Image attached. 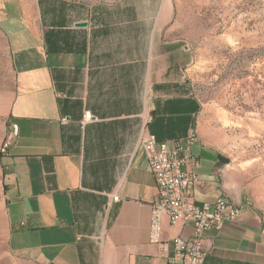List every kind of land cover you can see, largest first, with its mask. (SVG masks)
<instances>
[{"label":"crops","instance_id":"0c3cea01","mask_svg":"<svg viewBox=\"0 0 264 264\" xmlns=\"http://www.w3.org/2000/svg\"><path fill=\"white\" fill-rule=\"evenodd\" d=\"M49 2L0 0L9 250L41 264H175L173 240L190 239L193 225L166 217L160 242L151 240L158 189L143 143L196 132L199 100L174 92L187 63L174 64L173 44L158 38L156 14L138 0L85 10ZM86 113L94 120L84 123ZM192 154L196 202L225 194L242 207L207 235L205 264H264V217L231 190L218 151L198 142Z\"/></svg>","mask_w":264,"mask_h":264},{"label":"rangeland","instance_id":"374dc122","mask_svg":"<svg viewBox=\"0 0 264 264\" xmlns=\"http://www.w3.org/2000/svg\"><path fill=\"white\" fill-rule=\"evenodd\" d=\"M32 1V0H29ZM34 3L36 0H33ZM46 0L48 6L52 2ZM111 8L118 0H62ZM34 3L31 5H34ZM156 14L158 38L174 46L181 90L200 102L199 142L230 160L227 181L264 217V0H138ZM36 6V3L35 5ZM0 37V67L8 69ZM6 148L0 127V156ZM4 171L0 164V264H41L12 254Z\"/></svg>","mask_w":264,"mask_h":264},{"label":"built area","instance_id":"2783aa9c","mask_svg":"<svg viewBox=\"0 0 264 264\" xmlns=\"http://www.w3.org/2000/svg\"><path fill=\"white\" fill-rule=\"evenodd\" d=\"M94 120L90 113L84 116V123ZM196 132L174 142H158L156 136L149 135L144 143L148 162L153 174L158 195L152 205L150 236L153 242H160L163 221L167 217L175 225L191 223L193 235L190 239L176 237L173 240L175 264H205L208 256L207 235L219 231L225 223L236 221L242 207L233 203L225 194L214 204L199 205L193 195V188L200 184L194 169L198 158L192 154L198 144ZM6 148L3 149L5 153ZM250 204V203H249Z\"/></svg>","mask_w":264,"mask_h":264},{"label":"trees","instance_id":"16d2710c","mask_svg":"<svg viewBox=\"0 0 264 264\" xmlns=\"http://www.w3.org/2000/svg\"><path fill=\"white\" fill-rule=\"evenodd\" d=\"M230 164V160L228 158H225L223 156H219V165L224 166Z\"/></svg>","mask_w":264,"mask_h":264},{"label":"water","instance_id":"95a60500","mask_svg":"<svg viewBox=\"0 0 264 264\" xmlns=\"http://www.w3.org/2000/svg\"><path fill=\"white\" fill-rule=\"evenodd\" d=\"M77 26H79V27H85V26H87V23H80Z\"/></svg>","mask_w":264,"mask_h":264}]
</instances>
